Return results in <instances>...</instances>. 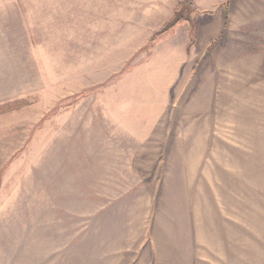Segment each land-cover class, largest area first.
<instances>
[{
    "label": "rangeland",
    "instance_id": "obj_1",
    "mask_svg": "<svg viewBox=\"0 0 264 264\" xmlns=\"http://www.w3.org/2000/svg\"><path fill=\"white\" fill-rule=\"evenodd\" d=\"M207 2L0 0V264H264V0Z\"/></svg>",
    "mask_w": 264,
    "mask_h": 264
},
{
    "label": "trees",
    "instance_id": "obj_2",
    "mask_svg": "<svg viewBox=\"0 0 264 264\" xmlns=\"http://www.w3.org/2000/svg\"><path fill=\"white\" fill-rule=\"evenodd\" d=\"M229 4H230V0H225V3H224V8L225 10H228L229 8ZM186 5V3H185ZM187 6V5H186ZM189 7V6H187ZM183 10H186L184 9V7H182ZM183 19V18H182ZM181 17H180V14L176 15L171 22L168 23V26L170 27L172 24H175L176 22H178L179 20H182ZM227 19H228V16L227 14H225V17H224V20L225 22H227ZM191 44L194 42V39L191 38ZM27 102L24 101L23 99H18V100H14V101H11V102H8V103H5L3 105H0V113H4L8 110H11V109H20V107H22L23 105H25Z\"/></svg>",
    "mask_w": 264,
    "mask_h": 264
},
{
    "label": "crops",
    "instance_id": "obj_3",
    "mask_svg": "<svg viewBox=\"0 0 264 264\" xmlns=\"http://www.w3.org/2000/svg\"><path fill=\"white\" fill-rule=\"evenodd\" d=\"M198 2H199V0H197V5H198V7H199L200 4H199ZM219 2L223 3V7H224L225 0H208V2L206 3V6H205V10L210 9V8H212V7H216V6H212V5H213L214 3H219ZM209 20H211V19H209ZM223 22L225 23V20H224ZM220 25H222V27H223V23H222V21H221V24H220ZM222 27H221V28H222ZM196 32H197V31H195V29H194V35H196ZM197 33H198V32H197ZM186 249H187V248H186ZM186 249H183L182 252H184ZM158 252H159V251H158ZM177 252H178V250L176 249L172 255L175 256ZM148 254H149V253H148ZM180 255H181V254H180ZM146 256H147V255H146ZM149 256H150V254H149ZM158 257L160 258V254L158 255ZM217 264H222V263H221V261H219V263H217ZM237 264H239V263H237Z\"/></svg>",
    "mask_w": 264,
    "mask_h": 264
}]
</instances>
